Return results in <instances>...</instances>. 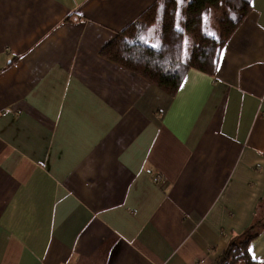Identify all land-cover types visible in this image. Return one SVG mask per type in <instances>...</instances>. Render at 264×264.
<instances>
[{
  "label": "crops",
  "instance_id": "1",
  "mask_svg": "<svg viewBox=\"0 0 264 264\" xmlns=\"http://www.w3.org/2000/svg\"><path fill=\"white\" fill-rule=\"evenodd\" d=\"M157 1L0 0V264H215L264 217V0L173 95L100 53Z\"/></svg>",
  "mask_w": 264,
  "mask_h": 264
},
{
  "label": "trees",
  "instance_id": "2",
  "mask_svg": "<svg viewBox=\"0 0 264 264\" xmlns=\"http://www.w3.org/2000/svg\"><path fill=\"white\" fill-rule=\"evenodd\" d=\"M252 8V0H183L180 4L176 0H159L116 34L100 53L173 95L191 68L209 74L217 72L222 49ZM211 10L219 15L217 36L208 31ZM186 34L194 37L188 57L184 55ZM157 44L159 47L152 46ZM259 228H264V217L237 236L215 264H264V260L257 261L248 252Z\"/></svg>",
  "mask_w": 264,
  "mask_h": 264
},
{
  "label": "rangeland",
  "instance_id": "3",
  "mask_svg": "<svg viewBox=\"0 0 264 264\" xmlns=\"http://www.w3.org/2000/svg\"><path fill=\"white\" fill-rule=\"evenodd\" d=\"M217 12L218 11L216 10H211V14L209 16V21H208V31L216 36L219 34L218 23H217V19L219 18V15ZM193 44H194V37L191 34H186L185 42H184L185 57H188V54L191 53Z\"/></svg>",
  "mask_w": 264,
  "mask_h": 264
},
{
  "label": "snow or ice",
  "instance_id": "4",
  "mask_svg": "<svg viewBox=\"0 0 264 264\" xmlns=\"http://www.w3.org/2000/svg\"><path fill=\"white\" fill-rule=\"evenodd\" d=\"M182 2H183V0H176V3H177V4H180V3H182ZM177 15H179L178 12H177ZM205 19H207V17H205ZM138 38L141 39V40H145L144 37H138ZM145 42H147V41H145ZM152 46H153V47H159L158 44H157V45H152ZM248 252H249V253H252V258H253V259H256L255 254H254L252 248H249V249H248Z\"/></svg>",
  "mask_w": 264,
  "mask_h": 264
},
{
  "label": "built area",
  "instance_id": "5",
  "mask_svg": "<svg viewBox=\"0 0 264 264\" xmlns=\"http://www.w3.org/2000/svg\"><path fill=\"white\" fill-rule=\"evenodd\" d=\"M157 179L160 180L161 179V175H157Z\"/></svg>",
  "mask_w": 264,
  "mask_h": 264
}]
</instances>
